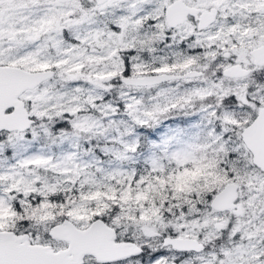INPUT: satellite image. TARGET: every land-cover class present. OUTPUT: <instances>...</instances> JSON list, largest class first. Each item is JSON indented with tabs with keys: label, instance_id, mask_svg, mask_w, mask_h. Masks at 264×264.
<instances>
[{
	"label": "snow or ice",
	"instance_id": "obj_1",
	"mask_svg": "<svg viewBox=\"0 0 264 264\" xmlns=\"http://www.w3.org/2000/svg\"><path fill=\"white\" fill-rule=\"evenodd\" d=\"M0 264H264V0H0Z\"/></svg>",
	"mask_w": 264,
	"mask_h": 264
}]
</instances>
